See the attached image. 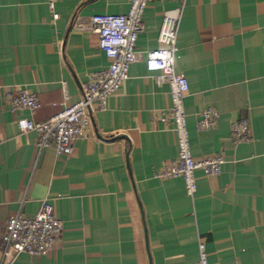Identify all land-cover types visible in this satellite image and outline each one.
<instances>
[{
	"label": "crops",
	"instance_id": "0c3cea01",
	"mask_svg": "<svg viewBox=\"0 0 264 264\" xmlns=\"http://www.w3.org/2000/svg\"><path fill=\"white\" fill-rule=\"evenodd\" d=\"M131 0H0V263L193 264L199 242L208 264H264V0H151L143 13L137 61L69 155L41 147L21 119L43 122L82 97L107 70L90 19L125 14ZM179 9L177 71L188 79L185 112L194 157L222 155V171L195 172L190 196L182 178L155 176L176 159L178 137L160 121L170 85L151 72L147 53L166 11ZM35 94L34 112L13 110L8 94ZM212 108L217 123L198 130ZM246 120L249 140L236 141ZM53 206L62 233L45 255L4 250L11 216Z\"/></svg>",
	"mask_w": 264,
	"mask_h": 264
},
{
	"label": "built area",
	"instance_id": "2783aa9c",
	"mask_svg": "<svg viewBox=\"0 0 264 264\" xmlns=\"http://www.w3.org/2000/svg\"><path fill=\"white\" fill-rule=\"evenodd\" d=\"M57 0H47L54 10ZM151 0H131L125 14H97L90 19L92 27L99 33V48L111 60L107 70L96 73L82 87V97L70 106L63 105L51 118L43 122L21 119L23 131H36L41 147L52 146L57 155H69L76 141L82 138L91 125V113L95 108H103L107 99L116 93L128 79L129 66L137 61V42L143 29V13ZM180 10L166 11L158 36L165 46L147 53L146 65L149 71L159 73V77L170 85L171 105L160 121L172 125L178 137L179 153L176 159L163 164L155 176L157 178H182L187 193L192 196L197 191L195 172L202 170L207 176L219 175L225 159L213 155L203 159L194 157L187 129L185 97L189 91L186 76L176 68L178 57L177 22ZM13 110L36 111L41 103L37 96L24 87L7 95ZM217 123L214 109L207 108L200 113L197 129H210ZM231 133L236 141L249 140L250 126L246 120L235 121ZM62 233V223L55 216L52 204L45 200L37 213L32 216L13 215L2 233L4 250L26 252L30 255H45L51 251ZM199 258L193 264H208L206 245L200 241ZM7 264V263H0Z\"/></svg>",
	"mask_w": 264,
	"mask_h": 264
}]
</instances>
